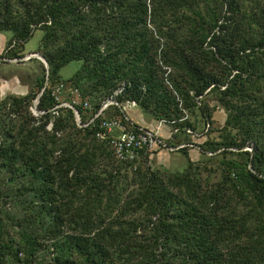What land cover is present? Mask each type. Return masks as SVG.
<instances>
[{
  "label": "trees",
  "instance_id": "obj_1",
  "mask_svg": "<svg viewBox=\"0 0 264 264\" xmlns=\"http://www.w3.org/2000/svg\"><path fill=\"white\" fill-rule=\"evenodd\" d=\"M37 30L40 113L38 58L28 92L0 99V264H264V0H0V58ZM72 61L82 125L53 95ZM122 85L120 105L177 129L169 147L224 109L204 159H117L101 121L140 126L117 104L92 118Z\"/></svg>",
  "mask_w": 264,
  "mask_h": 264
},
{
  "label": "rangeland",
  "instance_id": "obj_2",
  "mask_svg": "<svg viewBox=\"0 0 264 264\" xmlns=\"http://www.w3.org/2000/svg\"><path fill=\"white\" fill-rule=\"evenodd\" d=\"M43 33H44L43 31L37 30L34 36L25 44L24 46L25 56L23 58L21 59L5 58V57L0 58V99L4 98L8 94H16L14 93V90L16 89L15 87L20 86V83L27 84L30 75L34 73V70L37 71L38 64L37 61L33 59L37 57L28 58L27 55L33 53H41L39 50L41 47V39L43 37ZM6 35L8 36L9 38L8 41H9L12 37V34L10 32H6ZM8 41L5 43V40H1L0 38V54L5 52L6 48L8 47L7 44ZM79 66H80L79 61H72L61 69L59 76L60 82L57 81L58 83L56 82L57 84L56 85L54 84L55 85L54 89L56 90V92L59 91L57 93V97L55 96L57 101L60 102L58 106H64L63 105L64 103H72L74 99L75 101L78 99L77 101L81 103L83 98L80 94V91L78 96L76 95V93H72L71 91H73V89L76 88L73 85H71L68 81V79L76 72ZM46 82L48 85L49 73L46 76ZM61 84L62 87L60 88V90L56 89ZM36 99L37 97L34 99L32 111L34 112V114H39L40 109L38 108L37 111L35 108ZM128 113H130L131 117L139 125H146L149 127L155 123V119L153 118V116L147 112H144L140 107H134L133 109H129ZM136 113L139 116L136 115ZM190 118L194 119V117L191 116ZM213 118L215 122L212 126L211 125L208 126V122L206 121H200L198 122V127L196 130L190 129L189 131L187 129L186 133H179L177 138L175 139L176 140L175 142L178 143L177 147L168 146L169 148L155 147L151 149L154 150V152L150 154L149 164L153 168H159L164 171L169 170L172 172H179L185 170L188 166V158L182 151L175 150L176 148L182 146L188 147V153L190 154L191 158L194 161L204 159L205 156L202 155L201 150L199 148V144L203 143L206 139H208V137L215 139L219 135V132L217 130H215L212 133H210V131L212 128L219 129V127H221L224 124L226 119V112L224 111V109L218 108L214 112ZM156 122L158 121L156 120ZM174 132L175 130L171 125L169 124L163 125V128L160 131V133L164 135L165 138L163 137V139L165 140L164 141L165 143L171 138ZM117 134H119V132H116V135ZM186 139H190L191 142L189 143L185 142ZM248 148H250V146H248ZM207 154L211 155L212 153L208 152ZM203 175L207 177L208 173L204 172ZM218 178H219L218 175H214L211 177V181L213 180L216 181L218 180Z\"/></svg>",
  "mask_w": 264,
  "mask_h": 264
},
{
  "label": "built area",
  "instance_id": "obj_3",
  "mask_svg": "<svg viewBox=\"0 0 264 264\" xmlns=\"http://www.w3.org/2000/svg\"><path fill=\"white\" fill-rule=\"evenodd\" d=\"M125 85L120 86L114 94L110 97H108L102 104L101 108L98 110V112L95 114V116L92 118V121L96 119L99 115H101L104 111V109L112 104H117L121 106L122 110L127 114V109L130 107H137L138 104L136 101H127L123 105H120L116 101V97L123 92ZM62 87V84L59 85L56 89H59ZM56 90H53V95L57 97ZM72 93H76V95H79L78 89H73L71 91ZM78 100V99H77ZM73 100L72 103H64V106H71L80 104L79 101ZM82 102V101H81ZM83 105L87 109H92V104L88 100H83ZM80 115V114H79ZM160 124L164 125L163 122H160ZM209 126V124H208ZM100 130L97 133V137L101 140L103 139H109V142L114 149L115 155L117 159L120 161H133L140 157V151L150 150L155 147H167V144L159 137V130H148L142 127H139V130L130 129L127 128L126 125L118 118H110V119H104L101 121ZM177 129H175L176 131ZM190 131V129H188ZM116 132H119V134L116 135ZM179 148V147H178Z\"/></svg>",
  "mask_w": 264,
  "mask_h": 264
},
{
  "label": "crops",
  "instance_id": "obj_4",
  "mask_svg": "<svg viewBox=\"0 0 264 264\" xmlns=\"http://www.w3.org/2000/svg\"><path fill=\"white\" fill-rule=\"evenodd\" d=\"M0 38H1V40H5V43L8 41V36L6 35V33H0ZM16 89L14 90V93H16V94H25V93H27L28 92V90H29V87H28V85L27 84H21L20 83V86H16L15 87ZM138 107V106H137ZM134 107H130V108H128L127 109V115H128V117H129V119H131V122H133V123H136L137 124V122H135V120L131 117V115H130V113H128L129 112V109H133ZM136 115H138L137 113H136ZM139 116V115H138ZM139 125V124H138ZM140 127H142V128H145V129H148V130H159V137L163 140V141H165L164 139H163V137H164V135H162L161 133H160V131L162 130V128H163V125L162 124H160V122H156V120H155V123L153 124V125H151V126H146V125H139ZM170 134V133H169ZM171 136V135H170ZM172 137V136H171ZM165 138V137H164Z\"/></svg>",
  "mask_w": 264,
  "mask_h": 264
},
{
  "label": "water",
  "instance_id": "obj_5",
  "mask_svg": "<svg viewBox=\"0 0 264 264\" xmlns=\"http://www.w3.org/2000/svg\"><path fill=\"white\" fill-rule=\"evenodd\" d=\"M28 58H31V57H37L39 58L46 66V69H47V74L50 72V68H49V64H48V61L46 60V58L44 57V55L42 53H33V54H29L27 55ZM47 80H48V77H47ZM47 86V82L43 88V90L40 92V94L37 96V99L35 101V108L36 110L38 111V102H39V99L41 97V95L43 94L45 88ZM71 108L74 109V112H75V115H76V120L78 122L79 125H82L81 123V118H80V115H79V111L78 109L75 107V105H71L70 106ZM177 149V148H176Z\"/></svg>",
  "mask_w": 264,
  "mask_h": 264
}]
</instances>
